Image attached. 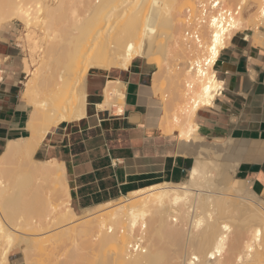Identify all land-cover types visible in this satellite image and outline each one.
<instances>
[{
  "label": "bare ground",
  "instance_id": "obj_1",
  "mask_svg": "<svg viewBox=\"0 0 264 264\" xmlns=\"http://www.w3.org/2000/svg\"><path fill=\"white\" fill-rule=\"evenodd\" d=\"M18 22L28 114L0 152V264L16 250L23 264H264V201L231 174L238 145L206 142L194 121L219 95L213 65L232 36L264 45V0H0V40ZM136 57L155 64L164 131L183 153L197 143L198 157L183 181L76 212L63 162L33 153L85 116L89 70L118 73ZM122 88L108 77L97 107L122 111Z\"/></svg>",
  "mask_w": 264,
  "mask_h": 264
},
{
  "label": "crops",
  "instance_id": "obj_2",
  "mask_svg": "<svg viewBox=\"0 0 264 264\" xmlns=\"http://www.w3.org/2000/svg\"><path fill=\"white\" fill-rule=\"evenodd\" d=\"M11 58L3 56L0 64V152L8 138L26 132L28 108L22 107L19 86L23 71L6 65ZM215 70L222 91L213 106L197 110V133L206 142L230 140L238 145L229 149L239 159L231 174L248 182L264 201V45L244 32L233 35L221 49ZM154 71V63L142 57L134 58L128 69L118 73L89 70L85 116L51 128L35 149V160L63 162L75 209L188 177L198 157L197 143L190 153H183L178 132L167 133L161 126L164 102L153 89ZM108 77L123 83L122 111L119 105L97 107ZM9 259L10 264H23L16 251Z\"/></svg>",
  "mask_w": 264,
  "mask_h": 264
},
{
  "label": "rangeland",
  "instance_id": "obj_3",
  "mask_svg": "<svg viewBox=\"0 0 264 264\" xmlns=\"http://www.w3.org/2000/svg\"><path fill=\"white\" fill-rule=\"evenodd\" d=\"M12 26L13 27H10V28L7 27V29L5 28L3 31L6 33H3L2 36L7 37V40L6 41H0V64L3 63L2 57L9 54V55H12L13 58L8 60L6 62V65L7 64L8 65H15L16 70L21 69L23 71L22 59L27 56L28 48L27 47L25 48V46L22 45V40L20 38H17V36L18 37L22 36L25 33V29H24L22 23H20V22L15 23ZM33 65H34V63H33ZM154 66H155V64H154ZM21 80H22V82L25 80L24 71L22 72ZM22 82L19 84L21 89L23 86ZM163 84H165V81ZM21 89H19V90H21ZM22 105H23V101H22ZM75 210H76V212L80 211L79 209H75ZM16 252H19V251L16 250ZM19 255H20V252H19Z\"/></svg>",
  "mask_w": 264,
  "mask_h": 264
},
{
  "label": "built area",
  "instance_id": "obj_4",
  "mask_svg": "<svg viewBox=\"0 0 264 264\" xmlns=\"http://www.w3.org/2000/svg\"><path fill=\"white\" fill-rule=\"evenodd\" d=\"M216 61H217V60H216ZM216 61H215V63H216ZM215 63H214V65H213L214 70H215ZM195 67H196V65H195ZM215 73H216V70H215ZM216 77H217V74H216ZM221 91H222V84H221V88L218 89V94H220Z\"/></svg>",
  "mask_w": 264,
  "mask_h": 264
}]
</instances>
